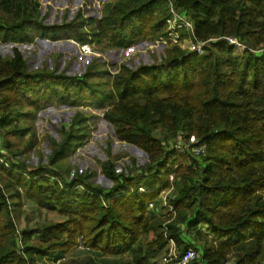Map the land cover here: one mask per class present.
Here are the masks:
<instances>
[{"label":"trees","instance_id":"16d2710c","mask_svg":"<svg viewBox=\"0 0 264 264\" xmlns=\"http://www.w3.org/2000/svg\"><path fill=\"white\" fill-rule=\"evenodd\" d=\"M39 6L0 0V43L73 41L98 54L125 52L166 35L170 7L191 20L193 41L215 42L201 56L166 47L159 61L121 63L115 75L96 59L66 75L28 70L16 48L0 57V264H69L78 246L103 264H161L170 242L180 254L196 250L203 264H264V0H114L100 19L78 10L60 25L45 24ZM49 104L103 114L118 145L145 153L148 163L126 151L128 163L117 170L108 144L100 168L110 187L96 182L95 171L62 166L94 130L96 117L90 113L89 123L80 111L58 141L47 137L45 165L13 163L23 153L12 149L16 140L29 135L26 146H34L27 118ZM179 133L205 143V155L167 151ZM173 172L175 217L164 225L148 204L159 212V191ZM22 198L58 219L19 232L15 201Z\"/></svg>","mask_w":264,"mask_h":264},{"label":"rangeland","instance_id":"374dc122","mask_svg":"<svg viewBox=\"0 0 264 264\" xmlns=\"http://www.w3.org/2000/svg\"><path fill=\"white\" fill-rule=\"evenodd\" d=\"M38 2L40 5V13H46L45 24L60 25L63 22L73 19L78 10H81V14L84 18L94 17L100 19L103 8L110 3H113L114 0H38ZM37 40L31 44L0 43V57H12V51L16 48L26 60L28 70L42 68L51 69L52 67H55L57 73L64 69L63 71L66 75L82 73L85 70V66L89 64L92 59H96L101 62L100 64L105 62L107 70L112 75H115L117 72L115 66L118 67L121 63H125L127 66H138L140 63L150 64L155 61L157 62L162 57V51L165 50H160L157 47L149 48V46H145L146 43L143 42V44L139 43L136 47L125 52L109 51L103 54H98L94 51L91 55L84 56L79 51L80 45L74 46L65 41L41 43ZM138 45L140 46L138 47ZM150 50L153 52H150ZM68 62H70V64L66 68L65 66L68 65ZM76 111H80L89 116V123L93 120V118L90 117V113L96 117L94 130L91 132V135L85 141L83 146L76 148L72 156H69L66 160L62 161V166L66 167L65 165H70L69 168L71 169L78 168L79 170L88 169L95 171L96 182L103 187H110L111 183L103 179L101 176L100 168V164L107 160L105 149L108 144L112 153V156L108 159L116 162L117 170H119V168H124V165L128 163V158H123V154L126 153V151H130L141 165L148 163V158L142 152L132 149L127 150V148L118 145L119 143L115 141L111 130L108 127L105 129L103 128L101 120L103 114L97 111L90 112L89 109L85 107L72 108L67 105L57 104L44 106L40 111H36L33 117L29 116L27 118L26 124L31 128L30 133L34 136V139H32L34 146L32 148L26 146V141L29 139V135H25L24 139L21 141L16 140L15 147L12 149L15 150L16 148L23 153L16 155L15 158L11 157L13 163H15L16 159L21 162L24 161L26 165L33 168H38V164L45 165L48 161V156L51 153V147L47 137L58 141V131L62 129L64 125L69 123L68 119H70ZM5 155L7 156V154ZM7 157L10 158V156ZM180 163L182 164L181 161ZM165 180L166 178L163 182H165ZM175 186L176 185L173 184V187ZM166 192V196L161 193L158 195V199H161L164 202V205L161 204L159 206V212L157 210L151 211L156 215L157 219L166 221L164 225L171 222L175 217V215L170 212L169 206L165 204L166 202L168 203L167 197L170 195V191ZM164 196L165 199L163 200L162 198ZM15 203L18 205V214L15 222L19 232L26 228H37L47 221H55L58 219L56 216L47 215L44 211L39 212L35 203L25 198L16 200ZM70 257L71 258L68 260L70 261L69 264H84L87 262V258L92 259L93 264H103L104 260L103 257L99 258L98 255H89V253L83 252L82 248L79 246L74 248ZM60 262L64 263V261ZM55 264L60 263L56 262Z\"/></svg>","mask_w":264,"mask_h":264},{"label":"built area","instance_id":"2783aa9c","mask_svg":"<svg viewBox=\"0 0 264 264\" xmlns=\"http://www.w3.org/2000/svg\"><path fill=\"white\" fill-rule=\"evenodd\" d=\"M166 35L164 37H161L160 39L156 40L155 42L145 44V46H149V48L157 47L160 50L165 49L166 47H180L183 50H187L192 54L195 55H204L207 49V46L210 42H215V40H209V41H193V25L189 18H185L178 14L172 7L170 9V17L166 20ZM186 34V37L183 38V34ZM227 44L233 46L235 48L236 52H241L245 50V46L241 44L237 39L234 38H227L225 39ZM140 45H138L139 47ZM79 51L84 56H89L93 52V46H90L88 44H81L79 46ZM152 50H150L151 52ZM153 52V51H152ZM205 148L206 144L198 141L195 136L191 135L188 137V139H185V136L183 133H179L176 139L172 140L167 147V151L171 152L173 156L179 157V155L183 154H190L194 156L195 158H199L200 156L205 155ZM177 169V166H175L174 170ZM174 172L170 174L165 182L169 183V186L165 189H161L159 192L161 194H164L166 196L167 192L170 191V195L174 194ZM157 187H155L154 190H156ZM138 193H149L143 186H139L137 188ZM158 192V193H159ZM169 195V196H170ZM165 196L162 198L165 199ZM168 196V197H169ZM167 197V199H168ZM158 202H161L162 205H164V202L157 198ZM166 202V201H165ZM170 208V212H172L174 215V209L172 206H170L167 202L165 203ZM154 205L152 203L148 204V208L150 211L153 210ZM165 228V226H164ZM166 231V228H165ZM161 264H203L198 257L197 252L194 249H190L186 251L183 254H180L175 249V246L173 242H170L168 252L161 257ZM218 264H231L230 261L218 263Z\"/></svg>","mask_w":264,"mask_h":264},{"label":"water","instance_id":"95a60500","mask_svg":"<svg viewBox=\"0 0 264 264\" xmlns=\"http://www.w3.org/2000/svg\"><path fill=\"white\" fill-rule=\"evenodd\" d=\"M37 41H39L41 43H50V42H48L46 40H37ZM67 42L73 44L74 46H76V44L74 42H72V41H67ZM143 154L147 157V155L145 153H143Z\"/></svg>","mask_w":264,"mask_h":264},{"label":"clouds","instance_id":"9594fccd","mask_svg":"<svg viewBox=\"0 0 264 264\" xmlns=\"http://www.w3.org/2000/svg\"><path fill=\"white\" fill-rule=\"evenodd\" d=\"M65 42H67V41H65ZM73 42V41H72ZM75 43V42H74ZM76 44V43H75ZM84 44H88V45H90V46H93V44H89V43H84ZM143 44V43H142ZM146 44H149V43H146ZM76 45H81V44H76ZM95 51V49H94V46H93V52Z\"/></svg>","mask_w":264,"mask_h":264},{"label":"bare ground","instance_id":"6f19581e","mask_svg":"<svg viewBox=\"0 0 264 264\" xmlns=\"http://www.w3.org/2000/svg\"><path fill=\"white\" fill-rule=\"evenodd\" d=\"M171 8V7H170ZM180 13V12H179ZM263 52V51H262ZM196 251V250H195ZM183 254V253H182ZM199 256H200V254H199ZM201 258V257H200ZM202 261V260H201Z\"/></svg>","mask_w":264,"mask_h":264},{"label":"crops","instance_id":"0c3cea01","mask_svg":"<svg viewBox=\"0 0 264 264\" xmlns=\"http://www.w3.org/2000/svg\"><path fill=\"white\" fill-rule=\"evenodd\" d=\"M70 47V46H69ZM140 152V151H139Z\"/></svg>","mask_w":264,"mask_h":264}]
</instances>
